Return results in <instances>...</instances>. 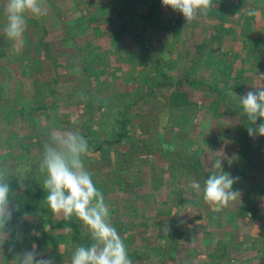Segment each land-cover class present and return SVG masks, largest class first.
Masks as SVG:
<instances>
[{
	"label": "trees",
	"instance_id": "1",
	"mask_svg": "<svg viewBox=\"0 0 264 264\" xmlns=\"http://www.w3.org/2000/svg\"><path fill=\"white\" fill-rule=\"evenodd\" d=\"M108 2L111 4L107 5L105 0H47L45 15L27 17L29 36L26 43H32L31 64L41 67L38 73H27L24 77L37 86L35 95L28 99L14 94L9 99L10 112L27 124L32 112L42 119L39 127L35 122L30 126V146H33L26 148L25 157L15 159L10 153L1 156L0 152V160L30 165L31 168L25 181L27 190H19L15 178L10 182L12 192L16 193L11 199L18 211L14 212L8 226L11 237L4 243L0 240V244L3 243L0 261L10 264V255L16 250L10 244L14 240L22 241L19 249L23 250L30 249L35 243L40 253L52 245L55 264H70L71 249L90 243L81 222L75 217L65 221L52 214L44 200L46 193L38 171L39 154L48 132L53 128L74 126L79 127L89 142L90 152L85 165L94 182L105 178L102 185L97 183L96 186L103 191L106 203L115 201L118 206L115 210L126 218L127 223L112 221L126 246L131 243V233L136 237L135 234L140 236L151 228L157 232L164 247L155 245L150 264L157 260L159 264H185L186 256L191 257L194 264H227L232 259L237 260V250L233 251L227 242L231 235H236L239 241L241 235H249L251 242L257 237H263L264 241V219L258 216L264 215V190L258 184L251 183L250 189H240L236 203L231 202L219 211L207 204L202 215L199 207L189 213L186 229L192 232L188 234L201 233L208 238V233L210 237L215 231L217 242L212 255L200 245H193L190 235H177L180 232L177 225L181 223L176 217L177 207L168 213L165 201L149 198L147 205L146 200H141L146 196L139 189L136 191L133 178L136 170L146 177L153 190H157L162 186L164 176H173L181 184L184 175L185 183L191 187L193 180L199 181L201 191L197 193L192 188L195 197L203 196L204 181L209 173L201 160L210 159L205 152L215 133L227 135L234 129L236 139L226 143L223 152L224 158L234 159L236 164L231 174L244 182L256 175V182L264 186V136L249 137V123L239 103V97L253 90L259 83V74H264V0H212L216 7L207 16L199 15L201 21L196 24L202 23V29L192 35L193 47L189 48L178 33L173 41V32L167 31L166 27L169 22L164 23V30L158 31L156 25L162 23L164 14L174 18L177 32L186 24L183 15L162 6V0ZM247 7L255 8L258 15L250 17L248 10L242 11ZM102 14L109 16L111 21H105ZM139 25L142 27L137 32ZM155 28L156 38L160 40L156 44L161 43L162 48L150 44ZM52 45L68 49L75 59L54 56L50 49ZM177 47L181 49L179 53ZM7 48L8 45L0 49V62ZM95 63L102 65V70L109 65L117 68L120 91L94 94L101 87ZM47 83L48 94L43 96L42 88L45 89ZM54 85L61 92L53 89ZM7 91L1 86L0 111H6L2 107ZM51 97L68 99L73 106L63 109L56 101L48 103ZM190 112L198 119L196 131L199 136L191 138L182 149L181 139L185 135L182 129L187 126L185 122L191 123ZM73 119L78 121L77 125L72 124ZM33 148L37 149L36 153ZM200 149L204 157L199 156ZM110 151L115 158L114 165H101L103 155ZM145 160H150L151 164H144ZM206 164L208 167L209 161ZM216 171L218 169L214 171L218 174ZM123 187L130 190L133 201L124 199ZM125 204L128 210L121 208ZM234 209L238 210V227L230 236H224L229 230L227 223L234 220ZM215 218L217 226L211 222ZM191 226L195 228L191 229ZM127 251L132 264L140 262L138 252ZM63 258L68 261L61 262ZM257 261H263V258H249L243 264H256Z\"/></svg>",
	"mask_w": 264,
	"mask_h": 264
},
{
	"label": "clouds",
	"instance_id": "2",
	"mask_svg": "<svg viewBox=\"0 0 264 264\" xmlns=\"http://www.w3.org/2000/svg\"><path fill=\"white\" fill-rule=\"evenodd\" d=\"M162 6L182 14L187 23L198 15L207 16L216 7L212 0H162ZM46 12L47 0H7L3 30L6 37L19 41L26 31L27 17L38 18ZM247 14L254 17L258 12L251 8ZM239 103L249 123V137L264 136V74H259V83L253 90L239 97ZM72 124L77 125L78 121L73 119ZM89 152V142L79 127L53 128L48 132L38 159L41 186L46 193L44 200L54 216L65 221L75 217L80 221L90 240L71 249L70 264H132L124 239L111 223L104 194L85 165ZM211 166L220 172L204 181L203 200L219 211L239 197V191L233 190L238 178L222 170L221 159ZM30 170V165L0 160V240L3 243L11 237L8 226L18 211L11 199L16 193L12 192L10 182L15 178L19 190H27L25 181ZM192 187L197 193L201 191L197 180L192 181ZM10 264H55V261L52 257L44 258L33 243L30 249L16 252Z\"/></svg>",
	"mask_w": 264,
	"mask_h": 264
},
{
	"label": "rangeland",
	"instance_id": "3",
	"mask_svg": "<svg viewBox=\"0 0 264 264\" xmlns=\"http://www.w3.org/2000/svg\"><path fill=\"white\" fill-rule=\"evenodd\" d=\"M105 2H107V5H110L111 3L108 2V0H105ZM0 4L4 5V7L1 5L0 8V49L3 48L4 46L8 48L6 49V52L4 51V54H2V60L0 62V88L1 86H3V88H7L8 91L6 92V96L4 95V106L2 107L6 109V111L1 110L0 111V146L3 147V149H0V152H2L1 156H4L6 154H12L13 157L15 159H20L21 157H25V152H26V148L30 146V142H31V137H32V131H31V127L32 125H34L33 123L35 122L37 124V126L39 127L40 121H41V116L39 117L38 115H35L32 112V118H29V122L24 123L23 121H21L19 118H17L16 114L14 112H10L11 110V105H10V97H12L14 94L16 95H23L25 97H27L28 99H31V95H35L36 88L37 86L33 83H31L30 80H25L24 77L27 76V73H31L32 75L38 73V69H40L41 66H38V68H36L35 65H32V61H31V48H32V43H26V40L28 38V34H27V30L24 32L23 37L19 40V41H12L10 39H8L4 33V28L6 26V18H4V8L7 4V0H0ZM250 8L247 7L244 10H249ZM84 13V11H83ZM165 16L161 19V22L159 25L157 26L158 31H162L163 29V25L166 22H169L170 24L167 25V31L169 32H173V41L174 39L176 40V33L177 36L179 37V35H181V37L183 38V41L185 43H187V45H185L187 48L191 47L192 45V41L193 37L192 35H194V33H196L197 29H202V27H200V24H196L197 21H201V16H197V18L192 21L191 23H187L183 24V26H181V30L180 32L176 31V22L174 20V18L170 19L169 17H167V14H164ZM102 17H105L103 19H105V21L110 22L111 18L107 15H103ZM123 15H120L121 20H123ZM186 21V20H185ZM129 30H131V24L129 23ZM141 25L138 26L137 32L141 30ZM171 27V28H170ZM156 29V28H155ZM157 29L156 31H154L151 34V39H149V41L151 42L150 44H152L154 47H158L160 46V48H162L161 43L156 44L157 41H160L159 38H156V36L158 37L157 34ZM178 29V28H177ZM161 33V32H160ZM175 33V35H174ZM162 36L166 37V34L164 35L163 32L161 33ZM181 37H179L181 39ZM95 41V40H93ZM10 46V48H9ZM176 47V46H175ZM193 47V45H192ZM51 49V53L56 56V55H62L65 59H71L74 60L71 57V54L64 49V47H54L53 45L50 47ZM176 52L181 51V49L178 47L176 48ZM6 55V56H5ZM4 56V58H3ZM29 60V61H28ZM99 61V60H98ZM99 63V62H98ZM96 64V63H95ZM95 66V65H94ZM102 66V65H101ZM100 65L96 64V66L94 67L95 70H97V72L99 71V84H101V87H99L97 89L96 92H94V94L96 93H109V94H113L116 93L117 91H120L119 89V74H118V70L117 68H114V66H108L105 70H102V67ZM43 68V66H42ZM45 71V69H44ZM73 78V76L71 77V79ZM11 83L10 85L8 84L9 82ZM49 83H47V87L45 85V89L42 88V94L43 96H46L48 94V91L46 88H48ZM41 86V87H43ZM13 89V90H12ZM53 89H58V87H53ZM59 92H61L59 90ZM56 99V100H55ZM38 101L40 99H37ZM50 102L56 101L58 102L56 105L60 106L61 108H69L73 106V102H71L70 100H62L59 99L57 97H51L48 98ZM34 114V116H33ZM188 115H190V121L189 122H185L187 124L183 126L182 131L185 133V135H183L182 139H181V143H182V149H184L186 145L189 144V141H191L192 139H196L198 138L199 134L198 131H196L197 129V124H198V119L195 115V113H188ZM33 117H35L33 119ZM40 120V121H39ZM65 122V121H64ZM64 122H62L64 125H66ZM62 124V125H63ZM68 124V123H67ZM31 126V127H30ZM37 127V128H38ZM44 129V128H43ZM45 131H47V129H45ZM201 133V132H200ZM198 135V136H197ZM236 139V133L234 129H230L228 131L227 135H221L220 133H215L211 142H210V146H209V150H207L205 152V154H207L206 156L210 159H205L203 158L201 160V163L203 165V168L205 169V171L207 173H209V176L211 174L214 173L215 168H213L211 165L218 159H221V165H222V169L223 171H225L226 173H232V168L236 167V164L233 162V160L229 161L227 158H224V146L226 143H232L234 142ZM184 140V141H183ZM200 141V140H199ZM180 143V142H178ZM33 145H31L30 147H32ZM32 151L36 153L37 149L33 148ZM200 157H204L202 150L200 149L198 152ZM209 161V166L207 167L206 162ZM115 162V158L113 155V152L110 151L109 153H105L102 157V162L101 165H109L112 166L114 165ZM145 162V163H144ZM227 162H229L227 164ZM144 164L148 163L151 164L150 160H145L143 161ZM225 163V164H224ZM153 164V162H152ZM229 164H231V166H228ZM153 166H155L153 164ZM152 166V167H153ZM108 167V166H107ZM144 167V166H142ZM141 167V168H142ZM156 167V166H155ZM154 168V167H153ZM93 169V168H92ZM156 170V168H154ZM138 170V169H137ZM141 171V170H140ZM159 171V170H158ZM216 172H220V169H218V171ZM162 173V172H161ZM157 176L159 175L158 172L156 171ZM258 174V177L260 178V174ZM134 178H133V185L136 189V191H139L144 194V196H146L145 198H141V200H149V198H153L155 201H165L167 203L168 206V213L171 211V208H178L177 209V216L179 217L177 219L181 220V223L179 225H177L179 229V231L181 232H177L178 236H184L185 237H189L190 234L192 232V230L186 229V221H189V213H192L193 211H195V208L199 207L200 208V214L202 215V213H204L203 207L205 205H207V203L203 200V196H198L195 197V191L194 189L190 186L187 185L185 183V176L183 175L181 184L178 183L177 181H179L178 179H174L173 176L172 178H170V175L168 176H164L163 178V184L160 188H158L157 190H153L152 186L149 184L148 180H145L146 177H144L142 175V173L140 174L139 172H137L135 170V174H134ZM232 175V174H231ZM262 176V175H261ZM232 177H236L238 178L237 182L233 185V189L236 191H241L240 189H242L243 187L249 188L250 189V184L251 183H256L259 185V188L264 190V186H262L263 184L259 182H256L257 180V176L255 175V177H250L247 180H245V182L237 176L232 175ZM264 179V177H263ZM95 181V180H94ZM105 181V178H98L96 179V183L95 184H101ZM99 185L97 188H99ZM105 188V187H104ZM101 190V189H100ZM124 191V199L126 200H130L133 201V198H131L130 195L131 192H128L130 190L125 189V187H123L122 189ZM181 190V192H180ZM102 191V190H101ZM103 193V191H102ZM104 194V193H103ZM140 194V195H142ZM128 196V197H127ZM237 201L234 200L232 201L233 204H235ZM231 203V202H230ZM107 204L109 205L110 208V216H111V223L114 220H117L119 222H123V223H127V221L125 220L126 218L121 217V214H118V210H115V208H117L118 206L116 205L117 203L115 201H109L107 202ZM128 204V203H127ZM121 207L123 210H128V208L126 207ZM147 205H148V201H147ZM145 205V207L147 206ZM124 212V211H122ZM198 214V213H197ZM234 220L229 221V223H227V226L229 228V230L227 232L224 233V236H230L231 233L233 232V230L237 229V223L236 221H238V210L234 209ZM259 218L264 219V215L262 214H258ZM204 218H206V216H204ZM207 219V218H206ZM192 220V219H191ZM206 221V220H205ZM215 226H217L218 220L215 218L214 221H211ZM113 224V223H112ZM224 224V221H223ZM192 225V224H191ZM194 226V224H193ZM191 226L190 228L193 229L195 227ZM214 226V227H215ZM177 228V229H178ZM200 229H203V227H200ZM204 230V229H203ZM214 233H212L209 237V233H208V238L204 237L206 235H202L201 233H199L198 235H190V237H192V243L193 245H200V248L205 249L208 253H211L213 255V249L215 247V243L217 242V237L215 235V231H213ZM149 234L151 236H149ZM132 235V239H131V243L128 247L127 245V250L131 251H136L138 252L141 256H140V262H137L136 264H150L149 263V259L152 257V255H154V252L156 249L155 245H161V248L164 247V243H162V241H160V239L158 238L157 232L156 231H152V229H148L146 232H142L140 236H138V234H135L136 237H134V234L131 233ZM236 236V235H235ZM234 235H231L229 241L230 244L233 247V251H236L238 253V259H232L230 262H228L227 264H243V261H246L249 258H253V259H258V257H262L263 261H257L256 264H264V241H263V237H257L256 240H254V242H251V238L249 235H241L242 236V240L239 241L238 238H235ZM24 239V238H23ZM24 241V240H23ZM14 243L10 242V244H12L11 246L16 249L14 250L15 252L13 254L10 255V262L14 259L15 253L19 252V251H23V249H19L20 245L22 244V241L19 240H14ZM168 242H165V244H167ZM254 243V245H253ZM18 244V245H16ZM126 244V243H125ZM9 245V242H8ZM154 251V252H153ZM53 252V247L52 245L50 247H46L41 254L44 256V258H48V257H54L51 255V253ZM158 252V251H157ZM129 253V252H128ZM160 256V253H159ZM68 261L67 258H63L61 260V262L66 263ZM185 264H194L192 262L191 257L186 256L184 259ZM159 260L157 261H153L151 264H159ZM0 264H4L1 263ZM7 264V263H6ZM204 264H210V262H205ZM216 264H219L218 262Z\"/></svg>",
	"mask_w": 264,
	"mask_h": 264
}]
</instances>
